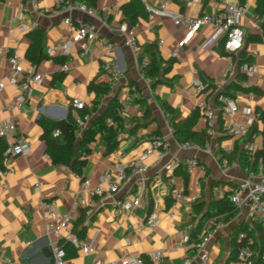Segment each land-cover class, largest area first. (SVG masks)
<instances>
[{
    "label": "crops",
    "instance_id": "1",
    "mask_svg": "<svg viewBox=\"0 0 264 264\" xmlns=\"http://www.w3.org/2000/svg\"><path fill=\"white\" fill-rule=\"evenodd\" d=\"M127 1L96 0L95 14L88 15L73 0H0V79L5 81L0 90V121L9 119L15 124V132L8 139H2L7 147L16 136L22 135L30 148L26 156L3 152V167L0 168L4 170L0 173V264H49L52 261L50 242L68 241L65 233L60 238L47 234L42 205L45 201L54 203L57 214L70 215L71 233L76 235L73 229L84 226L83 231L76 236L87 243L91 251L84 252L69 241L76 248L73 254L66 256L69 264H93L96 260L104 264H118L124 255L140 258L145 256L153 264H176L185 256L194 254L188 255V250L194 248L196 241L190 236L191 229L187 232L188 240H183L186 234L184 225L190 223L193 227L199 216L193 214L192 202H175L170 194L171 190L199 193L205 200L210 194L214 198H220L228 190L232 193L247 178L236 158L228 160L225 157L228 161L227 168L220 165L218 149L232 150L239 136L216 132L207 140L208 150L203 147L182 148L181 143L174 138L156 97L177 108L180 118L189 115L196 108V102L203 99L215 110L217 117L221 106L215 102L217 91L228 82L236 81L237 71L243 72V62H250L254 64L255 71L246 79L250 85L258 87L260 93L231 89L229 96L235 99L238 106L231 119L234 123L243 124L248 117H254L253 122L261 129L262 123L256 117L255 109L264 110V30L260 26L259 17L254 14L255 0H228L229 3L244 5L237 22L243 32L242 48H245L249 58L241 63L239 52L233 54L234 59L228 58L223 48L224 38L215 27L204 25L189 34L185 27L175 25L169 16L150 14L146 10V4L155 6L158 0H140L144 9L134 24L140 53L146 59V46L155 44L158 54L164 60H174L165 76L166 79L175 76L171 85L167 82L168 79L152 85L150 80L142 76L138 58L126 43L125 35L119 31L122 23L130 24L121 9ZM55 2H60V7L52 14ZM21 4L28 6L27 19H34L37 23L36 27L26 32L18 30L22 24L19 15ZM114 4L118 7H113ZM222 6L223 0H170L166 4L168 10L179 14L213 13ZM65 17L72 19V25L64 22ZM80 19H87L95 24L96 35L93 39L83 41L75 37L77 20ZM159 40L163 42L159 44ZM34 44L38 46L39 52L45 53L38 63L26 57L27 49ZM53 46H57V49L49 52ZM208 47L212 50L209 51ZM174 48H177L176 56L171 55ZM9 53L20 57L25 72H38L42 75L40 82L31 85L27 99L14 108H7L8 102L18 94L17 87L6 82L11 72L6 58ZM56 57L65 60L60 62L54 59ZM63 65L66 67L63 68ZM102 65L112 76L113 72L122 73L113 76L111 89L102 98L95 113L102 111L111 96H116L121 103L120 114L124 128L118 132V142L111 151H106V141L101 136L97 135L89 143L90 151L83 157L85 163L80 176L67 166L51 161L45 152V142L41 137L43 128L38 119H65L68 107L73 106V99L82 100L90 106L94 95L88 91L87 84L98 74ZM56 72H62V76L52 83ZM196 79L203 83L210 82L212 87L206 92H199L195 88ZM130 85L139 89V96L133 95L129 90ZM246 108L250 110L248 115L244 112ZM146 111L147 115L144 116ZM72 114L78 117L75 107ZM193 128H205L202 115ZM215 129L218 130V124ZM156 130L159 131L158 135L153 134ZM80 134L76 129V139ZM154 136H160L168 143L169 152L158 161L154 154L143 158L148 167L141 181L144 207L122 209L116 214L112 211L110 201L113 197L124 196L139 189L134 178L124 181L115 194L103 199L95 197L93 207L77 204L82 177L89 178L91 183H97L105 172L114 175L121 164L138 158ZM261 143V135L258 133L250 145L255 149L260 148ZM170 156L182 161L188 156H195L205 170L200 172L195 168L188 174L180 164L171 174H167L163 163ZM261 164L258 163L257 171L262 170ZM184 172L188 176L186 182ZM250 179L252 183L259 181L257 176ZM212 180L218 183L211 185ZM233 185L236 187L233 188ZM168 195L170 204L167 206ZM148 197L152 202L149 212ZM149 214L158 219L154 228L144 224ZM216 223L220 226L215 227ZM237 224L252 228L258 242L257 222L247 218L246 204L238 208L231 217L220 215L214 220H207L205 236L209 264H241L231 257L230 234ZM159 249L163 250V257L159 263H154L150 254Z\"/></svg>",
    "mask_w": 264,
    "mask_h": 264
},
{
    "label": "built area",
    "instance_id": "2",
    "mask_svg": "<svg viewBox=\"0 0 264 264\" xmlns=\"http://www.w3.org/2000/svg\"><path fill=\"white\" fill-rule=\"evenodd\" d=\"M170 0H158L157 5L151 6L146 4V10L150 14H160L169 16L173 23L178 26L185 27L189 34L194 32L201 26L211 25L215 27L218 33L222 34L224 38L223 48L227 53L228 58H232L231 55L236 54L243 46V32L238 25V18L244 10L243 4L229 3L228 0H223L222 8L213 13H203V14H179L177 12L170 11L166 8V4ZM78 8L85 12L88 15H94V7L87 6L85 3L76 2ZM60 7V2H55L54 9L51 10V13L54 14L57 9ZM115 8L118 7L117 4H114ZM28 6L27 4H21L19 15L22 21V24L19 25L18 30L20 32H26L34 27L37 23L34 19H27ZM78 26L76 28L75 37L79 40L87 41L91 40L96 35V26L95 24L87 19L77 20ZM64 22L72 25V19L69 17L64 18ZM119 31L125 35L126 43L131 48L133 55L138 58L140 54V48L137 44L135 37V28L134 24L122 23L119 26ZM163 40H159L158 43L161 44ZM57 49V46H53L49 49V52ZM111 50V48H109ZM208 50L211 51V47H208ZM172 56L177 55V48H174L171 51ZM7 63L11 68V72L8 74L6 82L13 84L18 89L17 96L7 104V108L19 107L23 103L28 95L30 94V88L32 84L40 82L42 75L38 72H25L20 63V57L16 54L9 53L7 55ZM145 58L138 60L139 66L145 63ZM66 66L63 65V68ZM246 77L252 75L255 71L254 64L250 62H243L241 66ZM121 71L113 72V76L121 74ZM142 76L143 73L141 72ZM146 80H149L144 76ZM244 86H249L247 79L242 83ZM5 81L0 79V90L4 87ZM195 88L197 91L201 92L204 88V83L200 79L195 80ZM129 90L133 93L134 96H139L140 91L135 85H130ZM221 101V114L223 117L221 126L218 125V130L216 131L215 126L217 125L215 110L207 105L203 99H199L195 107L200 111L202 118L205 123V132L211 138L216 132L222 134H228L231 136H241L243 135L248 126L253 123L254 117H248L246 123L237 124L232 121V115L238 110V106L234 98L229 95L222 94L219 96ZM72 104L74 107L81 108L86 105L85 102L79 99H73ZM245 114L248 115L250 110L246 108L244 110ZM90 117V114H86L83 117H77L78 123V132H81L87 124V120ZM105 121L108 124H112L116 127L115 123H112L110 117H107ZM170 130H172L170 126ZM12 132H15V124L9 119H2L0 121V137L8 139ZM51 136L54 138H59L61 136V130L56 127L52 130ZM256 134L254 135V137ZM208 142L204 146H200L195 142H183L180 144L182 148H200L203 147L208 150ZM249 148L253 149L251 145ZM30 152L29 144L22 135H18L14 138L10 144L5 148V154H22L24 156L28 155ZM168 143L163 140L160 136H154L149 140V145L144 148L142 154L136 159H130L129 161L121 164L114 175L109 172H105L101 177L100 181L97 183H91L90 179L87 177H82L81 181V191L80 196L77 200V204L83 207H93L96 203L95 197L105 198L108 195L117 193L120 190L121 184L126 181L134 178L133 180L138 184L139 189L135 192L128 193L124 196L113 197L110 201L112 211L114 214L119 212L122 209H132L133 207H144L143 203V191H142V177L148 171V167L143 161V158L147 155L154 154L157 158V161L163 158L168 154ZM80 156L86 157L87 152L82 151ZM182 164L185 171L190 174L196 168L200 172H204L205 167L201 164L198 158L195 156H188L183 161L175 156H170L163 163L164 172L171 174L172 171ZM220 165L223 168H227L228 161L223 157L220 161ZM4 170L0 169V173H3ZM247 178L231 193V201L234 203L236 208H240L243 204L247 205V218L250 220L256 221L262 227L264 231V171L259 170L253 172L251 169H248ZM253 176H257L259 181L257 183H252L251 179ZM244 189L246 192L244 193ZM171 196L175 202H182L188 200L190 202L195 201L199 198V193H184L180 192L177 189H172L170 192ZM44 206V216L46 218L45 228L46 232L49 235H53L56 238H60L65 233V238L70 241L74 246L79 247L84 252L91 251V247L79 240L77 236L70 232L69 229V214H57L54 209V203L52 201L42 202ZM172 214V212H169ZM158 222V219L153 214H149L144 224L149 228H154ZM215 227H219L220 224L216 223ZM192 225L187 223L184 225V231L186 234L183 236V240L187 241V232L191 229ZM238 238L241 241L240 245L237 248L236 260L241 264H255L254 261L250 258L251 253L253 252L252 246L254 243V238L248 235L244 231H239L237 234ZM207 237L204 236L200 240L196 241L193 244L194 254L191 256H185L176 264H209L210 256L206 250ZM50 251L52 256V261L49 264H69L66 258V252L59 244L58 241L50 242ZM151 260L154 263H159L163 257V250L159 249L150 254ZM260 259L264 263V250L260 254ZM93 264H104L100 260H96ZM118 264H143V261L140 257L124 255L118 261Z\"/></svg>",
    "mask_w": 264,
    "mask_h": 264
},
{
    "label": "trees",
    "instance_id": "3",
    "mask_svg": "<svg viewBox=\"0 0 264 264\" xmlns=\"http://www.w3.org/2000/svg\"><path fill=\"white\" fill-rule=\"evenodd\" d=\"M79 3H85L87 6L94 7L96 0H73ZM243 1V0H242ZM121 9L129 21L130 24H135L138 16L143 13V5L140 0H128L125 4L121 6ZM254 14L260 19V26L264 30V0H255ZM148 56L145 63L141 65L140 71L143 75L150 80L152 85L157 83L167 81L169 85L172 84L175 76L165 78L169 71V67L174 61L172 58L164 60L157 52L155 44H148L146 46ZM45 53L43 51L39 52L38 46L34 44L30 46L26 51V57L34 62L38 63ZM234 59V56L231 55ZM144 58L143 53H140L138 60ZM249 55L247 54L245 48L239 51V63L247 61ZM60 62H64L65 58L56 57L54 58ZM62 72H56L52 83L57 79H60ZM236 81H230L223 86L222 89L217 91L215 96V102L218 106L221 105L219 96L222 94L231 95L230 90L236 89L245 93L259 94L260 89L254 85L244 86L242 82L246 80V75L238 70L236 74ZM113 76L108 72L104 65L100 67V70L96 76H94L87 84L88 91L92 92L94 95L92 104L90 106L85 105L81 108L75 107V111L78 117H83L86 114H90V120L88 124L81 131L80 137L76 139L75 131L78 128L77 117L72 114L73 106L68 107V112L65 119L46 121L43 118H39L38 122L43 128L41 134L42 139L45 142V152L50 157L54 164H62L67 166L70 170L81 176L82 167L85 163V158L80 157L82 151L89 152V143L95 140L96 136H101L106 141V151H111L116 146L117 134L120 130L124 128L123 118L120 114L121 103L118 101L116 96H111L105 103L103 109L99 113H95L97 107L99 106L102 98L109 93L112 83ZM212 83L204 82V88L201 92H206ZM156 100L161 104L164 113L168 119V122L172 128V133L177 142H195L200 146H204L207 140H209V135L206 134L205 128L196 130L194 125L196 124L198 118L201 116L200 111L194 108L193 111L184 118H180V111L171 106L166 101L156 97ZM256 117L261 121L262 127L258 129L256 123H252L248 126L246 132L239 136L235 141L232 150L224 151L221 148L218 149L219 159L226 157L228 160L237 159L240 168L247 172L251 169L253 172H257L258 163L261 162V169L264 171V110L260 108L255 109ZM147 115V111L144 116ZM110 117L112 123L116 124L114 127L112 124H108L105 119ZM223 117L221 110L218 112L216 117V122L221 126ZM58 127L61 130L60 138H54L51 136V132L54 128ZM260 133L262 143L260 148L251 149L249 145L255 134ZM153 134L158 135L159 131L156 130ZM220 139V137H217ZM6 144L0 137V168H2V158L3 152L5 151ZM184 181H187V173H183ZM218 183L215 180L211 181V185ZM233 188L236 185L232 186ZM170 204V196H166V205ZM152 206L150 197H148L147 211L149 212ZM192 212L194 215L199 216L197 222L190 230V236L193 240L198 241L204 237L207 233L205 230V222L210 219H215L220 215H225L226 217H231L235 214L237 208L231 201V190L226 191L220 198H214L211 194L207 200L203 198L202 195L198 199L191 203ZM214 222V221H213ZM84 226H80L79 229L74 230L78 236L79 232L83 231ZM257 234L258 242L255 240V233L252 228L246 226L245 224H237L233 227L231 231V245H232V258L236 259L237 248L241 241L237 234L239 231H244L248 235L254 238V243L252 246L253 252L250 258L255 264H264L260 259V254L264 250V231L260 224L257 223ZM59 244L66 252V256H70L76 250V248L70 244L69 241H59ZM69 246H72L71 248ZM194 252V248L188 250V255ZM144 264H153L151 261L147 260L145 256L141 257Z\"/></svg>",
    "mask_w": 264,
    "mask_h": 264
}]
</instances>
